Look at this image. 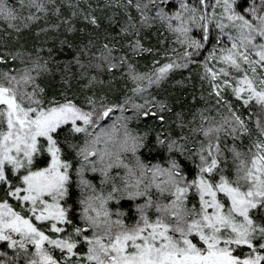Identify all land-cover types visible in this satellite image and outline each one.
<instances>
[{
    "label": "snow or ice",
    "instance_id": "1",
    "mask_svg": "<svg viewBox=\"0 0 264 264\" xmlns=\"http://www.w3.org/2000/svg\"><path fill=\"white\" fill-rule=\"evenodd\" d=\"M0 264H264V0H0Z\"/></svg>",
    "mask_w": 264,
    "mask_h": 264
}]
</instances>
